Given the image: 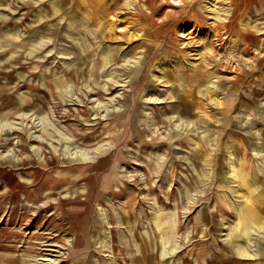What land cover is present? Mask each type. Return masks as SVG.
I'll use <instances>...</instances> for the list:
<instances>
[{"label": "rangeland", "instance_id": "374dc122", "mask_svg": "<svg viewBox=\"0 0 264 264\" xmlns=\"http://www.w3.org/2000/svg\"><path fill=\"white\" fill-rule=\"evenodd\" d=\"M0 24V264H264V0H0Z\"/></svg>", "mask_w": 264, "mask_h": 264}, {"label": "bare ground", "instance_id": "6f19581e", "mask_svg": "<svg viewBox=\"0 0 264 264\" xmlns=\"http://www.w3.org/2000/svg\"><path fill=\"white\" fill-rule=\"evenodd\" d=\"M0 26L1 27H3L4 26V24H0ZM15 27H16V25H15ZM12 28H14V27H12ZM0 36H2V37H4V38H6V39H9V37H7V34H5V33H3V32H0ZM106 49V48H105ZM108 51V53L106 54H104L103 55V60H104V63H106V62H108L109 60H111L112 59V57H113V51H111V50H107ZM82 62V61H81ZM80 63V62H79ZM85 63H83V65H84ZM75 71H76V69H75ZM74 71V72H75ZM76 72H78V71H76ZM4 74H6L5 72H0V103H4V101L5 102H7L8 100H10V93H11V90L12 89H14V88H12V86H13V83H12V85H10L11 84V82H9L8 84H3V82H2V77L4 76ZM82 74V73H81ZM106 74H107V72H106ZM83 75V74H82ZM74 76V75H73ZM77 76H78V74H77ZM72 78H74V77H72ZM103 81V80H102ZM57 82V84L58 85H60V86H62V87H64V86H66L67 85V82H68V80H66V81H63V80H58V81H56ZM71 90H70V88L68 87V86H66L65 87V89L63 90V95L65 94H67V93H69ZM51 95L52 96H54V93H52L51 92ZM47 98L48 97V95H45V96H39L38 94H35V93H30V95H24V98H25V103H30L29 105H27L26 104V107L25 108H28V107H30L33 103H39L40 101H39V99L40 98ZM50 102V101H49ZM48 102V103H49ZM17 104H18V102H17ZM43 109V108H42ZM42 109H39V110H37L36 112H37V114H39L40 115V122L41 123H43V126H44V128H49V127H51V124L52 123H49L48 121H47V118L45 117V114H44V110H42ZM45 109H46V106H45ZM6 115V114H5ZM7 116V115H6ZM10 116V115H9ZM55 129L53 128V129H51V128H49L48 129V136L49 137H52L53 135H54V133H55ZM16 134H17V137L20 139V141H22L23 142V135L22 134H20L19 132H15ZM28 136H30V134H28ZM37 144H39V143H37ZM21 148V147H20ZM22 149V148H21ZM260 150H261V147H260ZM6 153H8V151H6ZM10 153V152H9ZM17 153V152H16ZM74 153H75V156H77V158H81V157H79V156H82V154H81V151L80 150H78V149H75L74 150ZM260 154H262V153H260ZM17 155H21V153H17ZM46 154L44 153V157L46 158V156H45ZM72 160V159H71ZM236 172H237V174H238V179H240V182H241V184L243 185V187H245V188H248V178H247V176L246 175H244V174H242L241 173V171H240V169L237 167L236 168ZM12 173V172H11ZM253 192V191H252ZM237 212L239 213V215H240V219H241V221H243V222H248L249 221V224H251V222H258L259 221V215H260V213L257 211V209H255V208H253V207H251V206H249V205H241V206H239L238 207V210H237ZM252 226V225H251ZM244 228H245V230H246V227H245V224H244ZM257 229H262V226L261 225H257V227H256Z\"/></svg>", "mask_w": 264, "mask_h": 264}]
</instances>
